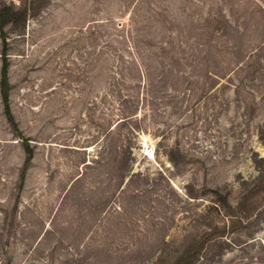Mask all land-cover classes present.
Wrapping results in <instances>:
<instances>
[{"label":"rangeland","instance_id":"374dc122","mask_svg":"<svg viewBox=\"0 0 264 264\" xmlns=\"http://www.w3.org/2000/svg\"><path fill=\"white\" fill-rule=\"evenodd\" d=\"M0 6V264H264V0Z\"/></svg>","mask_w":264,"mask_h":264},{"label":"trees","instance_id":"16d2710c","mask_svg":"<svg viewBox=\"0 0 264 264\" xmlns=\"http://www.w3.org/2000/svg\"><path fill=\"white\" fill-rule=\"evenodd\" d=\"M24 15L25 14L15 11L13 7L0 6V31L4 41L6 40L5 27L9 24H16L18 21H20L21 18H23ZM2 57H3V64H2L1 80H0V93L2 98L4 114L6 116L7 121L12 126V128L15 131H18V126L11 110L8 56L4 52ZM31 160H32V151L29 150V157L25 162V170L28 167ZM224 202L226 203L225 199ZM197 252L199 253V248L197 249Z\"/></svg>","mask_w":264,"mask_h":264}]
</instances>
